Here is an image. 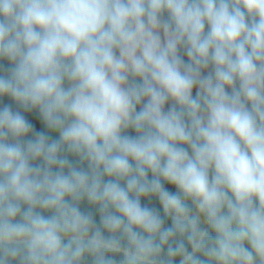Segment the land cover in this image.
I'll use <instances>...</instances> for the list:
<instances>
[{"label": "clouds", "instance_id": "9594fccd", "mask_svg": "<svg viewBox=\"0 0 264 264\" xmlns=\"http://www.w3.org/2000/svg\"><path fill=\"white\" fill-rule=\"evenodd\" d=\"M4 98L0 264H264V0H0Z\"/></svg>", "mask_w": 264, "mask_h": 264}, {"label": "trees", "instance_id": "16d2710c", "mask_svg": "<svg viewBox=\"0 0 264 264\" xmlns=\"http://www.w3.org/2000/svg\"><path fill=\"white\" fill-rule=\"evenodd\" d=\"M0 103L11 104L12 102L8 98H4V99L0 100ZM26 118H28L33 123L34 127L37 130H40L41 125L34 115L26 114ZM166 187L169 189V191H174V189L171 188V186L166 185ZM141 203L145 204L147 206H150V207H157L158 208V202L154 199L153 200H142ZM82 207H86V205L82 206Z\"/></svg>", "mask_w": 264, "mask_h": 264}, {"label": "rangeland", "instance_id": "374dc122", "mask_svg": "<svg viewBox=\"0 0 264 264\" xmlns=\"http://www.w3.org/2000/svg\"><path fill=\"white\" fill-rule=\"evenodd\" d=\"M186 59V58H185Z\"/></svg>", "mask_w": 264, "mask_h": 264}]
</instances>
